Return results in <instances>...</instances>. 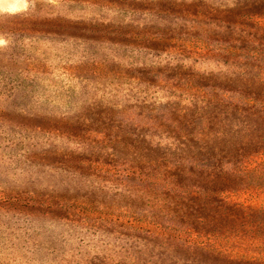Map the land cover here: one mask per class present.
Masks as SVG:
<instances>
[{"label":"rangeland","instance_id":"rangeland-1","mask_svg":"<svg viewBox=\"0 0 264 264\" xmlns=\"http://www.w3.org/2000/svg\"><path fill=\"white\" fill-rule=\"evenodd\" d=\"M25 3L22 11L0 10V264H226L207 251L177 245L173 236L230 256L264 259V232L257 231L250 246V232L221 204L215 231L204 224L216 216L213 211L187 209L184 194L177 199L182 207L168 213L192 231L134 222L136 203L148 209L138 199L146 189L126 177L143 163L144 155L135 157L130 149L133 136L151 135L164 144L194 127L187 126L196 115L186 105L189 92L202 84L199 76L209 77L204 84L228 89L229 75L248 73L228 54H264V32L246 33L258 42H231L225 29L247 22L264 27V0ZM198 39L210 47L200 51ZM229 44L240 48L226 52ZM32 57L45 80L29 93L19 72ZM262 88L257 78L234 87L254 95L264 109ZM173 124L178 130L172 134ZM197 153L186 151L183 159L200 157L212 169L208 154ZM200 176L201 184L195 177L179 183L210 188L205 173ZM222 195L233 204L264 206L260 191ZM134 227L164 235L151 237ZM238 261L228 259L247 264Z\"/></svg>","mask_w":264,"mask_h":264},{"label":"trees","instance_id":"trees-1","mask_svg":"<svg viewBox=\"0 0 264 264\" xmlns=\"http://www.w3.org/2000/svg\"><path fill=\"white\" fill-rule=\"evenodd\" d=\"M225 29L233 38L231 42H237L238 38L246 39L248 42H258L255 37L249 39V35L246 33L254 32L253 35L257 36L258 33L263 35L262 32H264V27L261 28L259 24L254 22L228 23ZM179 41L184 42L183 39H179ZM195 44L200 46L198 48L200 51L201 46L210 47L200 39L195 41ZM245 46L247 45L244 44L243 47ZM261 46L259 48L264 49V46ZM239 48L229 44L226 52L238 51ZM193 53L200 54L196 51H193ZM228 59L238 64V66H245L248 73H240L238 76L229 75L225 81L228 89H219L214 84H204L206 79L209 80V77L199 76L198 78L202 84L195 86L193 91L189 92L190 98L186 105V110L192 111V115H196L195 121H190L187 126L194 127L191 131L183 133L181 137L178 135L166 137L164 144L159 140L154 142L151 135L133 136L134 139L130 143V149L133 150L135 157L144 155L142 157L143 163H136L127 172L126 177H129L135 183L141 184L146 189L138 199L146 202L145 206L148 209H141L143 205L136 203L132 213L134 222L146 221L159 230L171 232H178L181 229L192 231V228L189 230L188 225L185 223L184 225L180 224L177 222L178 220L172 219L174 216H170L168 213L170 210H179L178 206L182 207L177 199L179 200L178 196L180 194H184L183 201L188 204L182 203V205L187 209L213 211L212 213L216 216L204 222L206 227H214L213 231L217 228V208L221 209V204L227 212V217L236 218L240 225L250 232V246L254 247L257 243L255 241L257 231L264 232V206L254 207L240 203L233 204L224 199L222 194L249 190L264 193V159L261 161L253 160L255 158L254 154L264 155V109L259 106L260 102L254 95L247 91L234 89L243 81L248 82L256 78L260 83H264V54H228ZM32 60L23 68V72H19L21 88L29 93L35 91L39 81L45 80L39 78L38 74L42 76L44 72L41 71V67L36 65L34 57H32ZM249 63L255 64L257 70L253 69V66L249 68L250 70L247 69ZM172 128V134L175 130H178V127L174 124ZM195 150L199 155L202 153L208 154V158L205 157V160L208 161L209 159L212 169L200 157H196L197 162L192 161V159H183V154L186 151L194 154ZM184 161L187 163H184ZM103 166L111 165L103 164ZM195 171H197L196 175ZM204 173L205 182L207 181L210 187L206 190L198 186L204 181L200 176ZM192 177H195V181H199V184L185 186L184 183L181 182L182 185L179 183L182 179L188 180ZM230 184L235 186L231 187ZM225 187L226 189H224ZM142 196L143 198H140ZM169 207H172V209ZM141 210H144L143 212H146L147 215H141ZM221 218L220 216L219 219ZM178 227H181V229H178ZM133 230L151 237H162L164 235V233L152 232L142 227H134ZM202 230H204L202 232H205L207 229ZM196 233L201 234L197 231ZM205 233L207 235L208 230ZM173 242L177 245L194 246L201 251H207L211 255L224 259L225 262H222L226 264L234 263L228 262V259H237L238 262L244 261L247 264H264V259H256L254 256L247 257L245 254L230 256L202 244L190 245L179 237L175 238L173 236Z\"/></svg>","mask_w":264,"mask_h":264},{"label":"clouds","instance_id":"clouds-1","mask_svg":"<svg viewBox=\"0 0 264 264\" xmlns=\"http://www.w3.org/2000/svg\"><path fill=\"white\" fill-rule=\"evenodd\" d=\"M26 7L25 0H13L11 3H5L4 0H0V10L5 12L22 11Z\"/></svg>","mask_w":264,"mask_h":264}]
</instances>
